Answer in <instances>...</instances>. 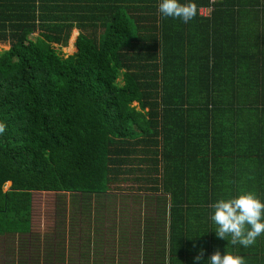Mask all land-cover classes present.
Masks as SVG:
<instances>
[{
  "label": "trees",
  "instance_id": "1",
  "mask_svg": "<svg viewBox=\"0 0 264 264\" xmlns=\"http://www.w3.org/2000/svg\"><path fill=\"white\" fill-rule=\"evenodd\" d=\"M160 2L0 0L4 241L30 234L32 192L78 194L68 204L71 232L89 224L74 223L88 197L138 171L147 190L168 196L165 235L144 240L157 264H204L217 249L264 264V235L247 248L218 238L210 207L245 191L264 202V104L255 103L264 54L243 44L264 43V0H193L188 23L162 18ZM72 29L75 50L64 55L54 45L66 46ZM243 175L248 185L239 186ZM50 249L44 264H54Z\"/></svg>",
  "mask_w": 264,
  "mask_h": 264
},
{
  "label": "rangeland",
  "instance_id": "2",
  "mask_svg": "<svg viewBox=\"0 0 264 264\" xmlns=\"http://www.w3.org/2000/svg\"><path fill=\"white\" fill-rule=\"evenodd\" d=\"M200 10H203L201 11L202 14H206L209 8H200ZM76 34L77 30L72 29L67 45L61 47L54 45L55 48H59L60 52L64 55L71 54L75 50L73 43ZM7 47L8 44L0 42V51L7 49ZM119 160L120 162H115V166L121 164L122 159L120 158ZM133 165H136L135 162L127 164V166L131 167ZM135 175L139 176V178L134 177ZM142 176L143 173L138 171H135V174L121 175L110 186L108 190L109 197H107V193H104L99 196L106 195L105 198H97L96 201L91 197H88L91 199H86L85 203H89V205L88 208L82 209L81 218H85L89 224L77 223L74 228L77 231V236L80 237L82 235L85 238L88 235L86 233L87 230L96 226L88 237L97 244L94 248L98 247L99 252L88 255L85 258L86 261L81 260V264H95V262L96 264H157V261L152 260L157 253L151 254L148 251V246L144 244V240L152 232H159L158 236L165 235V221L167 217L164 212L166 210L167 198L158 192L147 190L148 182ZM7 185L8 182L5 184V187ZM62 196L64 197L65 204L67 202L68 204L73 203L74 201H71V198L76 197L78 199L79 197L78 194L72 195L70 193L32 192L30 234L22 238L15 235L10 240L4 241L5 243L1 242L0 259L2 261L6 259L3 258V251L12 250L11 244L10 249H8L9 241L17 240V244L14 257L12 260L6 259L9 260L7 264H44L47 255H44L43 251L44 248L49 246L48 243H43V239L46 236L49 238L51 244L53 242L54 244H61L66 239L69 242L68 240L74 234L73 232L69 235L71 228L70 221L67 217L61 220L62 216L57 212L53 214L54 207L59 202L58 198L61 199ZM109 201L114 204L110 210L107 209ZM67 212L68 210L64 215ZM148 226L154 227L155 231L150 230ZM128 245H130L129 248ZM58 246L54 245V247ZM69 248L71 247H68V244H62L55 250V254L58 255L61 252L67 262L57 261L56 264H78V259L75 258L72 261L70 254L65 251ZM155 248L158 249V247ZM141 253L143 255L140 258ZM125 254L126 256H124ZM6 255L10 256L7 253ZM155 257H159L157 260L161 259L158 255ZM0 264H2L1 261Z\"/></svg>",
  "mask_w": 264,
  "mask_h": 264
},
{
  "label": "clouds",
  "instance_id": "3",
  "mask_svg": "<svg viewBox=\"0 0 264 264\" xmlns=\"http://www.w3.org/2000/svg\"><path fill=\"white\" fill-rule=\"evenodd\" d=\"M216 0H210L214 4ZM158 10L162 16L180 19L188 23L197 15V6L193 0L181 3L180 0H161ZM6 123L0 121V134L6 132ZM210 207L214 210L211 220L215 223V234L218 238L228 240L233 245L239 244L247 248L256 239L264 235V202L254 192L245 191L234 197L219 199ZM196 262L204 261V250L201 248L193 257ZM204 264H247L240 255H232L217 249Z\"/></svg>",
  "mask_w": 264,
  "mask_h": 264
},
{
  "label": "crops",
  "instance_id": "4",
  "mask_svg": "<svg viewBox=\"0 0 264 264\" xmlns=\"http://www.w3.org/2000/svg\"><path fill=\"white\" fill-rule=\"evenodd\" d=\"M201 11H203V10H200L199 9V12L201 13ZM208 12V11H207ZM207 12H206V14H207ZM202 14V13H201ZM206 14H202V15H206ZM247 21H248V18H247ZM246 21V22H247ZM248 37H249V35H247ZM250 38V37H249ZM249 38H248V41H247V43H243L244 45H246V46H249L250 48H249V50L251 49L252 51H254V50H256V53H255V55H257L258 56V53H259V50L260 51H262L261 53H263L264 54V43H261L260 42V40L259 39H257V38H254V37H251V40H249ZM248 43H251L252 45H250V44H248ZM257 48V49H256ZM254 53V52H253ZM261 53H259V55H261ZM261 56H260V59L258 60V61H256L255 62V64L257 63V64H261L260 62H261ZM262 65V64H261ZM257 95H256V97H255V100H256V108L258 109V110H260V107L264 104V86L261 88V89H259L258 91H257ZM132 155H134L135 157H136V152L135 151H133L132 153H130V155H128L127 157H126V160H128L127 162L128 163H130V162H133V159H131L132 158ZM239 179L236 181V184L237 185H239L240 186V184H247V178L245 177V175H243V176H239L238 177ZM251 181H254V179L253 178H251ZM257 181V180H256ZM255 181V182H256ZM157 185H158V188L160 187L159 186V184L157 183ZM248 185V184H247ZM157 187V186H156ZM122 192V191H121ZM121 192H119V193H121ZM155 192H157V191H155ZM118 193V192H117ZM158 193H160L162 196L163 195H165L166 196V198L168 197L166 194H163L162 192H158ZM66 194V193H65ZM107 197H109L110 195H109V193H108V191H107ZM78 197V196H77ZM101 197H103V198H105L106 197V195H103V196H101ZM110 203L108 204L107 203V206H108V210H110V209H112L113 208V203L111 202V201H109ZM58 206H59V202L55 205V207H54V210H53V214L55 213V212H57L58 214H60L59 213V210H57L58 209ZM66 206H67V210H68V202L66 203ZM31 208H32V202H31ZM166 210H167V204H166ZM166 210H165V212H166ZM46 211V210H45ZM61 211V210H60ZM110 213V212H109ZM32 214V213H31ZM62 217H61V220H64V219H66V217L68 216V212H67V214L66 215H63V214H60ZM166 217H167V215H166ZM67 219H68V217H67ZM81 220V214L79 215V219H78V215H76V219H75V222L74 223H77L78 221H80ZM165 223H166V221H165ZM96 226H94V228H95ZM165 227H166V224H165ZM31 228V227H30ZM94 228H93V230H94ZM148 228L150 229V230H153V231H155V229H154V227H152V226H148ZM156 228V227H155ZM100 229V228H99ZM31 230V229H30ZM74 232V234H73V236L72 237H70L71 239V241L70 240H68L69 242H67L66 240L64 241V243H61V244H54V242L51 244V242L48 240V244L49 245H51V251L52 252H50V251H48L49 253H48V256H50V255H52V258H53V256H54V258L51 260L54 264H56V262L57 261H61V262H64V263H67L66 261H65V257L62 255V253L60 252L58 255H56L55 253V250H57V248H59V246L60 245H62V244H68V247H71V248H69L68 250H65L67 253H69L70 254V256H71V259H72V261H73V259H78V264H81V260L82 261H86L85 260V258L88 256V255H91V254H96V253H98L99 252V250H98V247L95 249L94 247L95 246H97V244H95L94 242H93V240L91 239V238H89V241L87 240L84 244L83 243H81L79 240L81 239L80 237H82V235H80V237L79 236H77V231L76 230H72L71 232H69V235H71L72 233ZM165 232H166V229H165ZM156 234V232H152L151 233V235L148 237V238H151L153 241L156 239V241H157V237L158 236H156L155 235ZM147 238V239H148ZM44 240V242L43 243H45V244H47L46 242H45V239H43ZM1 242H3V243H5L4 242V239L2 238L1 240H0V244H1ZM17 242V240L16 241H9V248L8 249H10V244H11V248H12V250L10 249V251H3V258H6V259H13V257H14V254H15V249H16V243ZM67 242V243H66ZM54 245H59L58 247H54ZM157 245L158 244H156V243H153L152 244V246L155 248V247H157ZM129 246L130 245H128V248H129ZM54 247V248H53ZM153 248V249H154ZM64 250V249H63ZM127 252H129L128 250H127ZM6 253L7 254H10V256L9 255H6ZM154 254H155V252H153ZM143 255V253H141V255H140V258H141V256ZM124 256H126V254L124 255ZM163 260H165V258L163 257ZM0 261L2 262V264H6V263H4L3 261H4V259H3V261H2V259H0ZM104 262V261H103ZM96 263V262H95Z\"/></svg>",
  "mask_w": 264,
  "mask_h": 264
},
{
  "label": "water",
  "instance_id": "5",
  "mask_svg": "<svg viewBox=\"0 0 264 264\" xmlns=\"http://www.w3.org/2000/svg\"><path fill=\"white\" fill-rule=\"evenodd\" d=\"M74 40H75V38H74Z\"/></svg>",
  "mask_w": 264,
  "mask_h": 264
}]
</instances>
